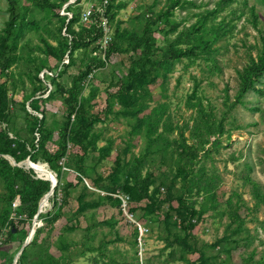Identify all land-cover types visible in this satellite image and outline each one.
Wrapping results in <instances>:
<instances>
[{"label":"trees","instance_id":"16d2710c","mask_svg":"<svg viewBox=\"0 0 264 264\" xmlns=\"http://www.w3.org/2000/svg\"><path fill=\"white\" fill-rule=\"evenodd\" d=\"M21 1L7 0L9 17L0 31V233L8 237L6 245L19 242L17 254L31 233L40 203L42 212L50 205V197L45 196L51 192L52 183L36 178L34 170L39 175L48 171L53 178H56L55 172L58 185L53 194V211L39 215L44 225L36 230L17 264H74L79 249L83 251L81 256L96 254L91 258L93 264H142L137 254L118 259L116 249H110L123 239L115 217L97 220L95 214L89 216L101 206H113L119 216H124L122 196L128 199L130 214L135 216L141 211L160 223L166 248H172L164 264L176 261L231 264L235 260V264H264V258L255 261V250L247 252L253 243L252 236H243L249 233L246 218L251 209L237 192L226 201H219L222 178L215 166L207 167L212 154L218 152L220 138L226 133V114L218 118L212 107L203 104L198 98L197 83L188 98V105L193 109L191 127L173 122L167 101L151 106L155 102L151 87L159 86L161 97L166 99L167 78L184 59L203 58L219 69L217 54L220 49L216 44L228 36L233 27L225 21L210 23V19L240 0H221L214 10L195 14L200 17L197 22L184 28L175 39H168L167 35L176 34L185 23L184 20L176 21V11L197 7L191 0H166L164 9L159 12L154 9L156 1L134 17L138 26L132 29L124 27L125 22L119 17L129 5L127 0H96L95 4L88 0L91 12L88 21L84 19L87 12L83 0L72 4H68L71 0H24L45 14L44 20L48 23L44 25L30 17L28 12L32 9L21 5ZM260 2L264 4V0ZM242 4L249 8L251 22L259 29L261 21L256 8L249 7V0H242ZM63 11L66 14L63 15ZM243 14L244 11L236 18ZM53 20H56L54 27L50 24ZM30 31H34L42 46L31 47L28 41H23ZM260 33L257 55L250 56L249 62L237 70L240 83L236 101L230 104L227 97L224 103L229 111L243 104L250 91H260L257 84L264 77V31ZM157 34L167 38L162 36L160 41ZM49 38L56 44L53 45ZM38 51L40 54L36 55ZM115 56L128 58L126 69L122 61L112 65ZM51 58L57 62L55 67L50 64ZM21 60L28 70L25 75L31 83V95H25L26 82L19 79L22 96L18 100L14 96L19 94V82L10 70ZM72 68H77L78 73L71 75ZM100 74L104 76L101 79L104 88L95 84ZM66 77H70V86L60 81ZM102 93L106 97L104 106L100 99ZM57 100L63 101L65 109L61 117L54 115V122L49 124L52 114L48 105ZM112 114L130 121L129 138L121 137V144L113 138H103L99 128ZM53 125H57V130ZM187 129L189 137L185 136ZM174 133L177 137L171 138ZM138 138L144 148L135 153ZM102 140L105 144L100 146ZM115 151L113 166L104 176L97 167ZM7 157H12L17 164L27 159L34 164L27 162L26 166L31 168L27 171L13 166ZM152 157H159L160 163L167 166V171L158 177L151 170ZM91 158L94 163L91 172L96 176L90 177L93 188L85 185L77 198L76 208H72V191L88 176L90 168L86 161ZM41 161L51 170L39 163ZM247 173L244 184L251 188L256 200L253 210L256 211L264 205V188L250 177L252 167L249 165ZM71 174L76 175V183L69 180ZM43 177L53 180L50 176ZM18 198L21 203L15 207ZM209 210L220 220L229 218L224 234L211 245L197 236L200 222ZM82 218L87 220L85 228H82ZM63 219L66 220L63 228L66 233L84 230L80 242L68 241L62 235L56 241L53 237L45 241L44 235L51 234ZM130 226L133 228L132 244L136 248L139 228L134 224ZM173 226L183 235L174 233ZM5 228L9 229L7 234ZM3 245L2 242L0 249ZM52 247L62 252L59 257L51 253ZM207 248L218 249L220 253L208 255ZM221 254L225 256L223 260ZM16 255L8 259L10 264ZM4 263L8 264H0Z\"/></svg>","mask_w":264,"mask_h":264},{"label":"rangeland","instance_id":"374dc122","mask_svg":"<svg viewBox=\"0 0 264 264\" xmlns=\"http://www.w3.org/2000/svg\"><path fill=\"white\" fill-rule=\"evenodd\" d=\"M51 1L56 2L57 0ZM75 1L76 0H71L68 4H72ZM95 1L96 0H92L91 3L95 4ZM127 1L129 2V5L127 9L120 12L119 17L123 22H125L124 27L131 29L138 26L134 19L135 16L145 12L148 7L152 6L156 1L158 3H156L154 9L157 12L164 9L166 3V0ZM191 1L195 2L197 7H188L185 10L179 9L176 11V21L181 22L184 20L185 23L181 25L176 34H168V39H175L178 34L184 30V28H188L197 22L200 17H196L195 14L202 15L207 11L214 10L221 0ZM83 4L85 11L88 13V10H90V2L88 0H83ZM21 5L30 6L32 9V12H28L30 13V17H33V19L41 25L48 23L47 20H44L45 14L41 13L42 11L34 8V6H31L30 3H27L24 0L21 1ZM252 6L256 8V11L260 16L261 23L259 29H257L251 22L250 10L249 8L244 7L242 0L234 2L231 7L219 13L215 18L210 19V23L220 24L225 21L233 27L232 32L216 44V47L220 49V52L217 54V66L219 69H216L212 63L204 60L203 58L195 61L184 59L182 62L177 64L173 73H171L167 78V86L164 91V94L167 96L166 99L161 97L162 91L159 86L151 87L155 101L151 103V106H155L157 102L167 101L170 104V113L173 116V122L179 125L188 124V126L191 127L194 124L192 119L193 109L188 105V98L193 94L197 83L198 98L202 100L203 104L207 107H212L218 118H222L224 114H226V133L220 138L218 152L212 154L211 159L207 163V167L212 169V166H215L222 178V183L219 189V195L221 198L219 201H226L234 194L233 192H237L246 202L248 208L251 209V212H249L246 218V228L249 233H244L243 236L248 234L252 236L253 243L247 252L250 253L255 250V261H263L264 205H261L256 211L253 210L256 206V200L252 196L250 186L244 184V176L248 175L247 165L251 166L252 173L250 177L258 183H261L264 188V77L261 79V83L257 84V88L260 91H250L246 94L243 99V104H237L230 111L224 104L227 97L229 98L230 104L236 101V95L239 91L240 83L237 70H241L249 62L250 56L255 57L257 55V47L260 46V31H264V4H262L260 0H249V7ZM140 7H142L141 10ZM7 9V0H0V31L5 27V22L9 17ZM242 11H244L245 14H243L241 18H236L242 13ZM31 13H33V15ZM62 14L64 15L66 13L63 11ZM50 24H53L52 27H54L56 20H53V23ZM161 27H164V25H161ZM162 36L167 38L163 34H157V37L161 38L160 41H162ZM23 41H28L29 46L31 47L42 46L41 41L34 31L27 32ZM50 41L53 45L56 44L55 41L51 39ZM39 54L40 53L38 51L36 55ZM121 61L125 63L122 67L126 69L129 65L127 57L115 56V58L112 59V65L118 64V62L120 64ZM24 63L25 61L21 60L17 63V65L12 66L10 70L15 73V79L19 82L17 84L19 94L14 96L17 97L18 100H21L22 96L20 95L21 84L19 79L26 82L25 95H31V83L25 75L28 70L26 69V65ZM56 63L57 62L53 58L50 59L52 67H55ZM69 73L71 75H75L78 73V69L72 68ZM43 74L41 76L44 78ZM20 75H22V78H20ZM103 77L100 74L98 79L95 80V84L101 88H104V85L101 84V79ZM60 81H64L68 86H70V77H66ZM160 83L161 81L158 84ZM50 90H54L53 87ZM88 92L89 91H87L86 94ZM100 99L102 101V105L104 106L106 99L105 94L102 93ZM64 109L65 105L61 100H57L52 104L49 103L48 110L50 114H52L48 120L49 124L54 122V115L61 117ZM95 110L97 112L99 109L96 107ZM129 122V120H126L123 117L117 118L116 114H112L107 117L105 124L102 123L99 125V128L103 132V138H113L117 144H121V137L129 138L128 134L131 131V125H129ZM132 122L134 123L135 121L132 120ZM53 127L57 130V125H53ZM55 136L57 139V134H55ZM185 136H190L189 129L185 131ZM170 137H177V134L174 133ZM104 144L105 141L102 140L100 146ZM136 144L137 147L134 151L135 153H140L144 148V143L138 138ZM116 154L117 152L115 151L109 159L98 165L97 170L99 173H102L104 176L108 175L111 167L113 166ZM7 159L13 165V161L9 157H7ZM92 161V158L86 161V166L88 169L90 168V170L88 172V176L84 179L83 184H80L76 190L72 191V208H76L77 198L85 185L93 188L91 178H96V176L94 172H91V168L94 165ZM151 162V170H153L155 176L158 177L159 174L167 171V166L160 163L161 159L159 157H152ZM26 163L27 162H22L21 167L28 171L30 169L26 166ZM39 163L46 165L50 169L48 164L42 161ZM34 172L36 173V178L50 176L53 181L57 178V174L53 171L52 172L56 178H53L52 174L48 171L43 172L42 175H39L36 171ZM144 173H146V171H144ZM69 180L76 183V175L71 174L69 176ZM1 191L2 187L0 184V192ZM49 197L50 205L46 211H43L40 214L41 216H45L53 211L54 197ZM121 199L124 216H119L118 210L113 206H101L98 210L89 214L91 217L95 214L97 220H107L115 217V219H117L116 221H119L118 230L121 232L123 239L122 241L111 245L110 249H116L118 254L116 258L118 259L137 254L142 264H164V261L167 260L169 254L172 252V248H166V243L162 239V235L165 233L161 231L160 223H158V220L152 216H144L141 211L137 212L135 216L130 214L127 207V197L122 196ZM16 203H18V201H16ZM16 203L14 206H16ZM81 221L82 228H85L88 225L87 220L82 218ZM34 222L37 229L44 225L41 217H38ZM228 222V216L220 220L217 216H215V213L212 210H209L200 222L197 236H199L203 242L211 245L224 234L225 225ZM65 224V219L59 221L55 225L51 234L46 233L44 235L45 241L49 242L51 237H53V241H56V239L62 235L68 241L80 242L85 234L84 230L77 229L73 233H66L63 231ZM130 224H134L139 228V244L136 248L132 244L134 238L131 235L133 228ZM172 230L174 233L183 235V232L176 226H173ZM8 232L9 229L5 228L4 233L7 234ZM7 238L8 237L6 235L0 233V244L2 242L5 244L1 246L2 248L0 249V263L6 262L10 264V260L8 259L17 254L16 250L19 247V242L16 241L11 245H6L5 242H7ZM77 252L76 257L74 258V264H93L91 258H93L96 254L86 253L85 256H81L80 253L83 251L79 249ZM51 253L59 257L62 252L57 250L55 247H52ZM217 253H220V250L207 248L208 255H216ZM224 258L225 256L221 254L220 259L223 260ZM233 262H231V264H235L236 260ZM170 264H184V262L176 261L171 262Z\"/></svg>","mask_w":264,"mask_h":264},{"label":"water","instance_id":"95a60500","mask_svg":"<svg viewBox=\"0 0 264 264\" xmlns=\"http://www.w3.org/2000/svg\"><path fill=\"white\" fill-rule=\"evenodd\" d=\"M12 161H13V165L15 166H22L21 163L20 164H17L16 161L12 158V157H9ZM25 162H28L29 164H34L30 159H27ZM31 169V168H29ZM35 171V170H34ZM40 179H44V180H48L52 183V190L51 192L45 196V198L49 197V196H53L54 194V191H55V188L57 187L58 185V179L56 178L54 181L51 180V179H48V178H43V177H39ZM42 213V210H41V203H40V208H39V212L36 216V218L34 219V221L37 220V218L39 217V215ZM36 230H37V227L35 225V222H33V228H32V231L30 233V236L28 237L27 241L24 243L22 249L20 250V252L18 253V255L15 257L14 259V262L13 264H17L18 262V259L20 258L21 254L23 253L24 249L32 242V239L36 233Z\"/></svg>","mask_w":264,"mask_h":264},{"label":"built area","instance_id":"2783aa9c","mask_svg":"<svg viewBox=\"0 0 264 264\" xmlns=\"http://www.w3.org/2000/svg\"><path fill=\"white\" fill-rule=\"evenodd\" d=\"M90 13H91L90 11H89L88 13H86L85 18H84L85 21H88V18H89V16H90ZM106 32L108 33V31H106ZM106 44H107V41H106V43H105V45H104L105 47H106ZM17 201H18V203H16V206H15V207H19V206H20V203H21V202H20V199H18Z\"/></svg>","mask_w":264,"mask_h":264}]
</instances>
